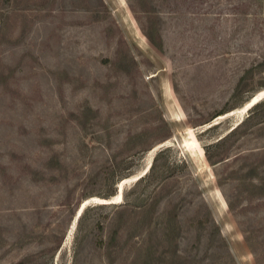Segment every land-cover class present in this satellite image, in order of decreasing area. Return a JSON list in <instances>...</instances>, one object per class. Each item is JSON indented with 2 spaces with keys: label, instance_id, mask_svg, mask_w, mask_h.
<instances>
[{
  "label": "rangeland",
  "instance_id": "1",
  "mask_svg": "<svg viewBox=\"0 0 264 264\" xmlns=\"http://www.w3.org/2000/svg\"><path fill=\"white\" fill-rule=\"evenodd\" d=\"M260 93L264 0H0V264H264Z\"/></svg>",
  "mask_w": 264,
  "mask_h": 264
},
{
  "label": "trees",
  "instance_id": "2",
  "mask_svg": "<svg viewBox=\"0 0 264 264\" xmlns=\"http://www.w3.org/2000/svg\"><path fill=\"white\" fill-rule=\"evenodd\" d=\"M144 4V3H143ZM146 6H147V4H145ZM146 11H147V14L148 15H151L152 16V11L148 8V7H146ZM148 36L151 38V39H154V36L151 34V33H148ZM158 37V36H157ZM159 40H160V38H159ZM240 85H238V89H237V91L239 92L240 91ZM250 97L251 96H249L247 99L249 100L250 99ZM251 100V99H250ZM249 100V101H250ZM262 104H264V100H260L259 102H257L256 104H254L250 109H253L254 107H257V106H260V105H262ZM226 112V110H221V111H219V112H217L216 114H215V116L214 117H217V116H219V115H222V114H224ZM240 124V123H239ZM239 125H237L236 127H234L233 129H232V131L233 130H235V129H237V127H238ZM165 137H168V135H166ZM116 234H117V231L114 233V236H113V238H112V241L114 240H116L115 239V237H116Z\"/></svg>",
  "mask_w": 264,
  "mask_h": 264
},
{
  "label": "water",
  "instance_id": "3",
  "mask_svg": "<svg viewBox=\"0 0 264 264\" xmlns=\"http://www.w3.org/2000/svg\"><path fill=\"white\" fill-rule=\"evenodd\" d=\"M263 97H264V93H263V94L260 93L258 96H254V97H252V99H251L250 101H248V102H250L248 108L252 107L254 104H256L257 102H259L260 100H262ZM248 108H247V109H248ZM113 202H114V201H113ZM83 207H84V206L82 205V207L80 208L79 214H80L81 211L83 210Z\"/></svg>",
  "mask_w": 264,
  "mask_h": 264
},
{
  "label": "bare ground",
  "instance_id": "4",
  "mask_svg": "<svg viewBox=\"0 0 264 264\" xmlns=\"http://www.w3.org/2000/svg\"><path fill=\"white\" fill-rule=\"evenodd\" d=\"M247 103H248L247 105H248V107H249V103H250V102H247ZM83 206H84V205H83Z\"/></svg>",
  "mask_w": 264,
  "mask_h": 264
}]
</instances>
